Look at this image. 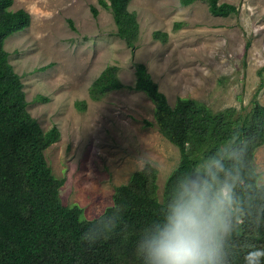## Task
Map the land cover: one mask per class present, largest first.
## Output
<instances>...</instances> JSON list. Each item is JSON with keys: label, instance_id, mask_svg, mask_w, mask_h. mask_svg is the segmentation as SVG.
Listing matches in <instances>:
<instances>
[{"label": "rangeland", "instance_id": "374dc122", "mask_svg": "<svg viewBox=\"0 0 264 264\" xmlns=\"http://www.w3.org/2000/svg\"><path fill=\"white\" fill-rule=\"evenodd\" d=\"M219 2L236 5L238 13L213 15L207 0H131L140 23L131 48L99 0H14L12 9L27 10L31 24L10 35L5 49L22 76L31 115L45 131L60 130L44 153L54 175L64 179V204H78L92 219L113 203L117 186L152 169L161 199L180 162L178 147L155 124V104L145 92L124 87L92 96L91 85L109 66L133 86L136 63H145L172 106L179 97L215 111L246 113L255 97L264 105V0ZM145 153L152 166L138 161ZM255 165L264 182V144Z\"/></svg>", "mask_w": 264, "mask_h": 264}, {"label": "trees", "instance_id": "16d2710c", "mask_svg": "<svg viewBox=\"0 0 264 264\" xmlns=\"http://www.w3.org/2000/svg\"><path fill=\"white\" fill-rule=\"evenodd\" d=\"M195 1L180 0L182 5ZM207 1L213 15L238 13L234 4ZM13 2L0 0V264H142L136 253L139 237L164 219L180 185L193 177L212 190H231L234 230L225 242L228 264H264V182L255 165L256 150L264 144V105L255 97L246 113L236 107L215 111L193 97H179L172 106L142 62L135 65L133 86L123 84L117 67L109 66L90 92L94 98L124 87L145 92L155 104L160 133L179 149V165L161 199L157 170L134 172L129 183L116 187L113 203L101 214L116 217L110 235L91 245L81 239L101 215L85 218L81 206L61 200L64 179L54 175L44 153L60 139V130L45 131L31 115L22 76L5 49L10 35L31 24V14L13 10ZM130 2L99 0L112 12L117 35L135 48L140 23ZM91 11L98 16L95 5Z\"/></svg>", "mask_w": 264, "mask_h": 264}, {"label": "clouds", "instance_id": "9594fccd", "mask_svg": "<svg viewBox=\"0 0 264 264\" xmlns=\"http://www.w3.org/2000/svg\"><path fill=\"white\" fill-rule=\"evenodd\" d=\"M138 161L143 167L153 165L146 153ZM231 199L228 187L212 190L198 177L181 184L164 219L137 241L142 264H228L225 242L234 230ZM115 226L116 217L101 215L86 226L81 239L94 244L107 238Z\"/></svg>", "mask_w": 264, "mask_h": 264}]
</instances>
